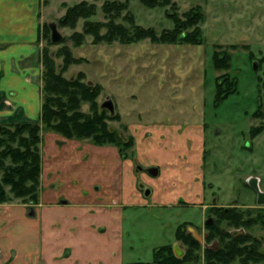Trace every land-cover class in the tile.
<instances>
[{
	"label": "rangeland",
	"instance_id": "374dc122",
	"mask_svg": "<svg viewBox=\"0 0 264 264\" xmlns=\"http://www.w3.org/2000/svg\"><path fill=\"white\" fill-rule=\"evenodd\" d=\"M33 1L34 5L29 7L36 10L33 20L38 34L33 53L16 59L13 70L19 73H25L28 68L33 70L41 109L43 53L48 52L59 69L63 59L57 55L66 47L76 62L69 65L62 76L74 79L81 74V82L98 87L97 106L110 101L114 107L113 115L104 109L112 118L107 121V128L127 143L120 147L96 146L90 140H68L42 128L40 184H51L54 172L67 169L68 173L62 177L73 182H85V173L98 171V181L91 182L92 186L97 185L91 192L99 191L100 200H107L108 195L112 198L111 189H114V197L117 196L122 192L120 184L131 188V206L125 208L122 221L124 263L150 262L154 250L164 245L173 251L174 246L177 247L178 253L179 250L184 252L186 247L176 239L179 228L193 238L194 231L201 238L200 242L194 238L200 246L196 264H204V251L218 245L216 238L206 241L214 230L258 240V245L252 246L257 247L263 261L246 263L264 264V205H257L256 193L248 184L250 178H255L264 192V0H172L173 7L163 8L145 7L140 0ZM33 1L26 0L28 4ZM82 2L96 8L95 15L88 21L103 23L106 21L101 8L105 2L125 3L127 8L122 14H131L138 26L154 30L158 37L173 28L169 14L181 22L185 15L198 13L201 16L200 37L194 44L177 40L161 44L149 39L128 44L108 39L96 42L85 36L80 45H75L72 35L82 32L84 20H77L73 27L62 25L60 21L68 8ZM119 22L126 25L123 20ZM50 25H54L64 39L63 43L48 44L50 33L46 29ZM104 32L102 30L99 35ZM215 53L231 60L226 71H217L213 67ZM227 81L236 84L237 91L216 103V85L220 82L224 87L222 90L226 91ZM87 106L82 109L87 111ZM17 108L9 93H0V112L6 113L4 117L0 115V125H40V112L37 120H31ZM48 136L52 143L45 139ZM55 139L63 147H57ZM176 142H179L178 148ZM181 146L196 149L203 160L199 170L192 172L195 190L179 189L180 197L173 203L175 206L155 205L150 192L160 191V183H150L146 170L155 168L157 152L161 155L162 150L176 157L172 161L188 160L187 155L180 153L182 151L177 155ZM144 155L148 157L142 158ZM54 156L60 161L56 162ZM156 167L159 174L154 180H162L165 168ZM146 191H149L148 196ZM40 192L41 189L38 198ZM32 205L11 199L0 203V215L23 208L26 213L27 206ZM218 210L240 213L241 226L218 222L215 214ZM4 220L5 217L0 229L8 236ZM208 220L214 230L206 225ZM250 245L247 242L240 248ZM8 246V240L4 238L0 242L3 264H11L18 256ZM18 259L29 262L21 255Z\"/></svg>",
	"mask_w": 264,
	"mask_h": 264
},
{
	"label": "trees",
	"instance_id": "16d2710c",
	"mask_svg": "<svg viewBox=\"0 0 264 264\" xmlns=\"http://www.w3.org/2000/svg\"><path fill=\"white\" fill-rule=\"evenodd\" d=\"M172 0H140V3L149 8L173 7ZM127 4L117 2H105L101 11L105 18L103 22L88 21L96 13L93 4L82 2L67 9L65 16L60 21L62 25L74 26L77 20H84L82 32L74 33L72 39L75 45H80L83 37L90 36L96 42L101 40H117L122 43H134L149 39L154 43H174L177 41L197 43L200 37L199 23L200 14L188 15L184 21L179 22L172 14L173 28L171 31H163L158 37L152 29H142L135 23V17L125 13ZM119 20L126 22V25ZM119 22V23H118ZM104 34L100 36V32ZM47 39L48 44H61L64 39L57 42L51 41V30ZM62 57L63 64L59 69L48 52L43 53L42 74V103L40 109V125L36 123H21L13 125H0V203L11 199H18L23 204L38 202L40 189V130L51 131L68 140H90L96 146L114 145L125 146L127 143L121 141L120 137L110 131L106 124L112 119L108 117L105 110L96 104L99 94L97 86L88 82H81L82 75L76 78H64L62 72L71 64L76 62L72 58L69 49L63 47L58 55ZM229 57L213 54V67L217 71H226L230 64ZM226 79V78H224ZM226 91L218 82L215 88V100L223 101L237 91V85L229 83ZM88 105V110L82 107ZM261 131V129H260ZM8 188V191L5 190ZM215 211L218 222L225 221L233 227L241 226V215L238 212ZM236 220V222H234ZM240 221V222H239ZM207 225V224H206ZM209 226L211 230L214 228ZM176 239L180 240L186 247L185 254L177 258L170 246H161L154 250L150 262H130L125 264H196L199 260L197 250L198 242L189 234H184L177 228ZM217 241L216 248H208L204 251V264H245L249 261L262 262V254L257 252L258 240H250L247 237H234L229 233L214 230L206 238V241L214 239ZM251 243L250 247L240 248L241 244ZM255 245V246H252ZM247 264V263H246Z\"/></svg>",
	"mask_w": 264,
	"mask_h": 264
},
{
	"label": "crops",
	"instance_id": "0c3cea01",
	"mask_svg": "<svg viewBox=\"0 0 264 264\" xmlns=\"http://www.w3.org/2000/svg\"><path fill=\"white\" fill-rule=\"evenodd\" d=\"M30 4L34 5V1L28 4L26 0H0V93H9L20 114L37 120L40 100L34 72L28 68L25 73H19L12 66L16 59L18 61L33 53V44L38 34L33 20L36 10L31 9ZM4 112H0V115H5ZM45 139L53 142L49 136ZM55 143L57 147H63L58 139H55ZM176 143L178 148L179 142ZM176 152L178 156L180 153L187 155L188 160L178 158L179 161L175 162L172 160L176 157L170 152L162 150L161 155L157 152L159 157H156L155 164L165 168L162 180H154L158 175L152 177L147 173L150 183H160V191L155 189L150 192L155 205L175 206L173 203L180 197L179 189L195 190L192 188V172L199 170L203 160L196 149H184L181 146ZM147 157L144 155L142 158ZM53 158L56 162L60 161L56 159L58 156ZM172 166L177 169H168ZM67 173V169L60 173L54 172L55 178L51 184L42 182L38 202L27 207L26 213L23 208L12 209L5 216L0 215V223L5 217V228L9 231L6 236L0 229V242L7 238L8 247L11 246L18 256L26 257L29 261L16 260L17 256L11 264H125L122 257V221L125 208L131 206V188L120 184L122 192L116 198L114 189H111L112 198L108 195L107 200H100L99 191L94 189L96 194L91 192L96 188L97 184L92 186L91 182L98 181V171L85 173V182L63 178ZM0 264H3L1 259Z\"/></svg>",
	"mask_w": 264,
	"mask_h": 264
},
{
	"label": "water",
	"instance_id": "95a60500",
	"mask_svg": "<svg viewBox=\"0 0 264 264\" xmlns=\"http://www.w3.org/2000/svg\"><path fill=\"white\" fill-rule=\"evenodd\" d=\"M49 27H50V30H51V41L52 42L59 41L61 39V36L56 32V29H55L54 25H50ZM253 67L254 68L256 67V63L253 64ZM101 108L102 109H107L111 115L114 114V107H113V105H112V103L110 101L103 103ZM146 171L152 177H156L158 175V169L157 168H154V167L153 168H149ZM248 184L254 190V192L256 193L257 205L260 206V207L263 206L264 205V192H262L259 189L257 180L255 178H250L248 180ZM145 195L148 196L149 195V191H146ZM62 203H66V202H62ZM206 224L207 225L211 224V220H208L206 222ZM192 233H193L194 238L200 242L201 238L199 236H197L194 231H192ZM173 252H174V255L177 258H181L183 253H184L183 251H180V250H179V253H178V248L175 247V246H174V251Z\"/></svg>",
	"mask_w": 264,
	"mask_h": 264
},
{
	"label": "flooded vegetation",
	"instance_id": "af4514ba",
	"mask_svg": "<svg viewBox=\"0 0 264 264\" xmlns=\"http://www.w3.org/2000/svg\"><path fill=\"white\" fill-rule=\"evenodd\" d=\"M146 173H147V171H146ZM27 207H30V206H27ZM31 213H32V209H31ZM173 253H174V252H173ZM184 254H185V252L183 253L182 257L184 256Z\"/></svg>",
	"mask_w": 264,
	"mask_h": 264
}]
</instances>
